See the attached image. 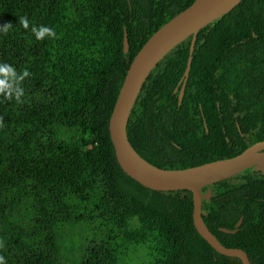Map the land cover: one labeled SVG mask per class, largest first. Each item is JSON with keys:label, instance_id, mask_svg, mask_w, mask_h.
<instances>
[{"label": "trees", "instance_id": "1", "mask_svg": "<svg viewBox=\"0 0 264 264\" xmlns=\"http://www.w3.org/2000/svg\"><path fill=\"white\" fill-rule=\"evenodd\" d=\"M192 1L0 0V25L12 22L0 31V63L30 72L22 102L0 95L6 264H241L198 233L190 190H155L127 175L109 133L132 58ZM33 26L56 37L38 40ZM190 41L153 66L126 123L134 150L161 168L231 157L264 140V0H241L197 31L178 103ZM201 191V216L217 240L264 264V170L252 165ZM241 217L235 232L221 230Z\"/></svg>", "mask_w": 264, "mask_h": 264}, {"label": "water", "instance_id": "2", "mask_svg": "<svg viewBox=\"0 0 264 264\" xmlns=\"http://www.w3.org/2000/svg\"><path fill=\"white\" fill-rule=\"evenodd\" d=\"M241 0H193L158 27L142 44L132 58L109 118V133L115 156L122 170L131 178L151 189H188L192 192L193 224L198 233L219 253L237 256L241 264H250L247 253L239 247L222 245L209 230L201 216V188L225 179L245 168L256 165L264 157V140L257 141L241 152L226 158L204 162L185 168H161L140 156L128 141L126 123L138 91L153 66L178 42L191 35L189 55L183 75L179 80L181 88L178 103L181 102L189 74L192 52L197 31L213 19L227 13ZM124 49L128 47L124 32ZM210 193L206 194L209 197ZM242 221L239 218L234 229L222 227L225 232H235Z\"/></svg>", "mask_w": 264, "mask_h": 264}, {"label": "clouds", "instance_id": "3", "mask_svg": "<svg viewBox=\"0 0 264 264\" xmlns=\"http://www.w3.org/2000/svg\"><path fill=\"white\" fill-rule=\"evenodd\" d=\"M19 24L28 29V18L24 16L19 17ZM11 27V21L5 22L3 25H0V31L7 35ZM31 31L38 40L44 39L45 36L56 37L54 29L47 26H33ZM29 75L30 72L26 68L18 74L13 65L0 63V95L4 96L6 100L15 99L17 103L22 102L21 97L24 95V89L20 85ZM0 124H2V118H0ZM0 264H6L3 256H0Z\"/></svg>", "mask_w": 264, "mask_h": 264}, {"label": "bare ground", "instance_id": "4", "mask_svg": "<svg viewBox=\"0 0 264 264\" xmlns=\"http://www.w3.org/2000/svg\"><path fill=\"white\" fill-rule=\"evenodd\" d=\"M256 164L264 168V157L257 160Z\"/></svg>", "mask_w": 264, "mask_h": 264}, {"label": "rangeland", "instance_id": "5", "mask_svg": "<svg viewBox=\"0 0 264 264\" xmlns=\"http://www.w3.org/2000/svg\"><path fill=\"white\" fill-rule=\"evenodd\" d=\"M135 263V262H134ZM133 262L132 263H130V264H134Z\"/></svg>", "mask_w": 264, "mask_h": 264}]
</instances>
